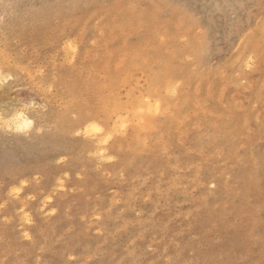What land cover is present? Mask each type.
I'll list each match as a JSON object with an SVG mask.
<instances>
[{
	"label": "rangeland",
	"instance_id": "rangeland-1",
	"mask_svg": "<svg viewBox=\"0 0 264 264\" xmlns=\"http://www.w3.org/2000/svg\"><path fill=\"white\" fill-rule=\"evenodd\" d=\"M0 264H264V0H0Z\"/></svg>",
	"mask_w": 264,
	"mask_h": 264
},
{
	"label": "snow or ice",
	"instance_id": "snow-or-ice-1",
	"mask_svg": "<svg viewBox=\"0 0 264 264\" xmlns=\"http://www.w3.org/2000/svg\"><path fill=\"white\" fill-rule=\"evenodd\" d=\"M21 118H22V116L21 117H17V119H21ZM30 124H31V121H26L23 125H19L17 130L18 131H24L27 128V126L30 125Z\"/></svg>",
	"mask_w": 264,
	"mask_h": 264
}]
</instances>
